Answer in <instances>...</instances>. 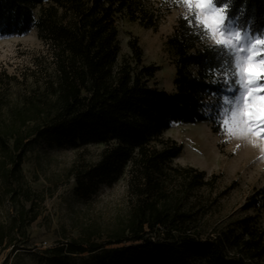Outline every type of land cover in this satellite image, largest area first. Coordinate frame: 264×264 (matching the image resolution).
Returning <instances> with one entry per match:
<instances>
[{"label":"trees","instance_id":"1","mask_svg":"<svg viewBox=\"0 0 264 264\" xmlns=\"http://www.w3.org/2000/svg\"><path fill=\"white\" fill-rule=\"evenodd\" d=\"M162 4L0 0V32L35 29L44 47L28 73L0 80V207L9 216L0 219V249L10 248L2 264H264V189L220 215L210 197L216 174L174 165L183 146L163 135L174 122L209 119V102L226 88L213 83L215 53L182 14L165 41L175 65L172 91L150 83L158 66L144 62L136 38L129 55L120 53L119 22L155 27ZM241 8L254 31L264 28V0H234L233 11ZM40 140L104 144L95 160L77 158L70 167L78 196L124 167L127 175L126 202L107 224L84 226L44 249L29 232L41 196L22 168Z\"/></svg>","mask_w":264,"mask_h":264},{"label":"rangeland","instance_id":"2","mask_svg":"<svg viewBox=\"0 0 264 264\" xmlns=\"http://www.w3.org/2000/svg\"><path fill=\"white\" fill-rule=\"evenodd\" d=\"M153 1L162 2L164 8V16L155 27L147 28L124 19L119 22L120 53L129 55V42L136 38L144 62L158 66L150 83L172 91L175 65L165 41L183 9L170 5L167 0ZM43 48L35 29L22 34L0 32V80L11 75L21 78L22 73H28L34 57ZM220 104L221 98L209 102L206 108L209 119L197 123L174 122L163 135L183 146L172 159L174 165H191L205 171L207 176L216 174L210 197H216L220 215H226L241 209L255 190L264 189V159H259L250 141L222 134L217 122ZM103 146V143L58 145L40 140L28 151L22 165L23 172L32 189L41 196L38 217L29 228L33 245L48 248L64 235H77L79 228L103 226L117 209L123 208L127 199L126 167L115 180L99 184L85 197L74 192L75 180L69 173L70 167L77 158L95 160ZM8 217L6 208L0 207V219L6 221ZM9 251L10 248L0 249V264Z\"/></svg>","mask_w":264,"mask_h":264},{"label":"snow or ice","instance_id":"3","mask_svg":"<svg viewBox=\"0 0 264 264\" xmlns=\"http://www.w3.org/2000/svg\"><path fill=\"white\" fill-rule=\"evenodd\" d=\"M167 2L183 9L182 18L215 53L213 83L222 82L227 93L217 109L222 134L250 141L264 159V28L254 31L244 8L233 11L234 0Z\"/></svg>","mask_w":264,"mask_h":264},{"label":"bare ground","instance_id":"4","mask_svg":"<svg viewBox=\"0 0 264 264\" xmlns=\"http://www.w3.org/2000/svg\"><path fill=\"white\" fill-rule=\"evenodd\" d=\"M190 137H195V135H189ZM254 152L258 155V156H261V150H260V147H256L255 146V149H254ZM260 154V155H259Z\"/></svg>","mask_w":264,"mask_h":264}]
</instances>
